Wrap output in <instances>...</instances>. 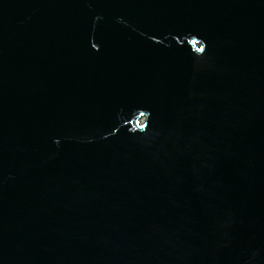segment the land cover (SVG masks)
I'll return each mask as SVG.
<instances>
[{
  "label": "water",
  "instance_id": "obj_1",
  "mask_svg": "<svg viewBox=\"0 0 264 264\" xmlns=\"http://www.w3.org/2000/svg\"><path fill=\"white\" fill-rule=\"evenodd\" d=\"M0 264H264V0H0Z\"/></svg>",
  "mask_w": 264,
  "mask_h": 264
}]
</instances>
